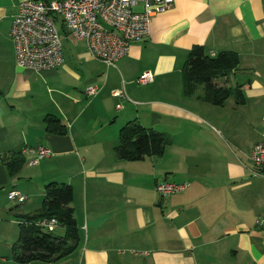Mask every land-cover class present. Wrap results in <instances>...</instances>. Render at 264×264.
Listing matches in <instances>:
<instances>
[{
	"label": "crops",
	"instance_id": "1",
	"mask_svg": "<svg viewBox=\"0 0 264 264\" xmlns=\"http://www.w3.org/2000/svg\"><path fill=\"white\" fill-rule=\"evenodd\" d=\"M22 1L0 0V264H20L12 257L18 217L42 213L51 182L72 187L79 241L55 262L27 264H264V177L250 161L264 141V0H174L110 67L64 35L63 62L41 72L15 64L9 33ZM196 46L238 56L213 81L239 91L223 105L203 101L202 85L186 91ZM146 71L153 81L138 84ZM89 86L98 93L87 96ZM50 115L64 135L46 131ZM129 124L164 134L168 145L160 155L118 158ZM40 145L51 155L28 165L24 150ZM18 155L25 164L10 176L7 161ZM164 180L186 187L161 195ZM12 190L26 200L10 199Z\"/></svg>",
	"mask_w": 264,
	"mask_h": 264
},
{
	"label": "built area",
	"instance_id": "2",
	"mask_svg": "<svg viewBox=\"0 0 264 264\" xmlns=\"http://www.w3.org/2000/svg\"><path fill=\"white\" fill-rule=\"evenodd\" d=\"M174 0H24L19 3L10 29L14 45L15 64L32 72L54 69L63 62L62 38L64 35L83 41L94 59L107 67L126 56L130 44L147 38L151 19L155 14L171 9ZM61 28V31H60ZM146 85L153 81L146 71L136 79ZM87 96L98 93V88L89 86ZM113 95L128 99L125 91ZM121 108V103L116 105ZM31 155L27 164L35 166L51 155L45 146L26 148ZM250 161L256 176L264 177V141L257 142L250 152ZM186 184L161 181L156 191L161 195L180 193ZM9 198L19 203L26 197L18 191L8 193ZM36 224L46 231H54L57 219L45 218Z\"/></svg>",
	"mask_w": 264,
	"mask_h": 264
},
{
	"label": "trees",
	"instance_id": "3",
	"mask_svg": "<svg viewBox=\"0 0 264 264\" xmlns=\"http://www.w3.org/2000/svg\"><path fill=\"white\" fill-rule=\"evenodd\" d=\"M238 65V56L233 52H220L210 56L201 46L194 47L184 65L186 91L192 92L202 85L201 99L214 105H223L238 90L229 86H217L214 79L226 76ZM45 129L48 133L64 135L66 126L55 116L45 118ZM169 139L154 129H145L139 124H129L120 130L119 141L115 147L118 158L139 160L145 155H160ZM25 159L18 155L7 161L10 176L17 175ZM72 187L68 184L51 182L45 187L43 211L33 216H19V234L12 245V257L20 264L30 262L51 263L71 253L78 244L79 233L73 208ZM56 218L58 226L64 227V235L46 231L36 222L45 218Z\"/></svg>",
	"mask_w": 264,
	"mask_h": 264
},
{
	"label": "rangeland",
	"instance_id": "4",
	"mask_svg": "<svg viewBox=\"0 0 264 264\" xmlns=\"http://www.w3.org/2000/svg\"><path fill=\"white\" fill-rule=\"evenodd\" d=\"M60 31H61V28H60ZM72 38V37H71ZM68 40L69 39H63V46L64 48L68 45ZM57 234V233H56Z\"/></svg>",
	"mask_w": 264,
	"mask_h": 264
}]
</instances>
